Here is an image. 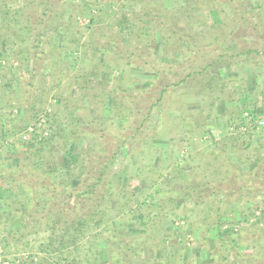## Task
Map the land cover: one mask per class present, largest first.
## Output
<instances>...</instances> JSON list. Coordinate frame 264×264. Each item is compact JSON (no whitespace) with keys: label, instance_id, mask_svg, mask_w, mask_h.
<instances>
[{"label":"trees","instance_id":"16d2710c","mask_svg":"<svg viewBox=\"0 0 264 264\" xmlns=\"http://www.w3.org/2000/svg\"><path fill=\"white\" fill-rule=\"evenodd\" d=\"M19 1L23 3L21 13L8 7L16 0H0V39L5 40V50L10 57L19 59L23 56L25 65L31 63V68L20 78L23 83L18 96L5 88L1 92L5 102L12 105L17 100L26 110L35 98L43 104V97L54 92L56 108L51 113H45V120L42 118L41 122L47 124L51 131L50 137H43L42 147L35 146L36 128L27 143L18 141L20 161L4 174L7 189L5 196H0L2 233H6V238L12 241L21 242L41 229L47 234L44 248H40L42 252L56 251L65 256L62 258L65 264H75V259H69L71 246L75 247L81 234L102 228L95 235L102 237L103 244L108 242L105 246L111 257L116 254L119 258L110 264H124V258L129 253L120 257L118 252L124 248L115 245L123 242L117 234L119 217L124 215L128 223L132 220L136 222L140 213L137 211L139 208L133 209L136 197L127 191L130 181L140 180L149 188L153 187L165 171L161 169V164L169 159H163V151L154 148L153 141L166 140L174 145L175 138L169 136L176 131L177 137L185 142L183 138L187 135L195 136L196 129L206 128V106L211 107L215 100H220L226 109L233 103V94L225 96L223 91L232 77L230 68L236 66L232 74L240 80L245 74H240L238 68L264 69V0L257 4L255 10L248 8L249 0H172L169 9L162 0H85L82 5L72 0ZM104 4L117 6V24L123 16L121 31L109 38H98L87 32L89 39L81 41L86 29L82 30L80 19L73 10L81 7L86 12L83 16L88 18V24H93L94 19L102 14ZM75 28L76 37L70 40ZM93 38L96 40L93 41ZM70 43L72 49L68 45ZM97 44L105 50L113 49L114 55L127 54L126 58H138L148 67L154 74V80L143 95L134 98L126 94L127 91L117 82L107 91L104 100L95 102L98 94H90L94 88L89 74L93 71L87 72L85 61L87 63L94 57L89 48ZM41 47L43 50L40 52ZM61 50L83 54L75 70L61 64ZM88 54L91 56L89 59ZM4 57L3 51L0 60ZM4 71L0 69V76ZM236 87V91H246L243 85L237 84ZM72 89L76 90L78 97L71 100ZM259 94L264 96V91ZM87 96L88 113L80 117L82 112L77 107ZM193 98L197 101L202 98L199 102L202 105L194 113H189L187 100ZM107 106L109 110L103 113ZM170 106L178 107L177 116L168 113ZM157 108L159 115L154 125L152 112ZM60 112H66V117L72 118L71 127L60 123ZM234 119L236 117L228 119L226 126H232ZM237 120H241L240 114ZM64 133V138H69L74 144L89 139L93 145L80 154L79 162L74 163L80 172L77 181L69 176L54 179L45 167L36 165V162H44L43 153L47 150L52 151L47 165L52 163L53 169L58 167L50 141L53 136ZM241 139L243 147L252 151L242 162H253V169L248 173L234 166L223 154L229 144L237 153L239 147L236 144ZM244 139V135L234 131L216 141L209 155L200 159L207 173L194 172V175L203 176L205 181L193 182L184 191L198 192L205 196L204 199L215 194L222 196L220 202H215V208L208 211L211 217L221 218L223 208L233 206L235 201L260 202L264 199V127L255 145L245 144ZM154 156L157 159L153 164ZM118 158L120 164L135 163L136 172L131 175L129 165L121 164L119 171L112 173L113 180L108 182L107 176ZM169 165L172 166V163ZM70 173L71 169H68L66 174ZM120 180H124L125 187L114 192L110 184ZM216 184L219 187L214 189ZM109 208L116 212L114 217H108L106 210ZM259 211V215L253 216L252 225L237 224L239 231L259 229L264 234V207H260ZM242 216L247 222L245 215ZM139 217L142 219V214ZM154 219H151L152 222ZM150 221L146 223L149 230L158 231L156 223L151 224ZM148 228L141 227L137 236L131 237L132 240L124 246L126 250L132 253L133 248L146 240V236L140 235L149 232ZM261 243L264 244V241ZM241 245L246 247L232 251L221 264H264V253L247 252L250 247L243 241ZM135 252L137 256L140 254L137 250ZM209 256H212L211 253ZM48 260L43 257L39 262L52 264Z\"/></svg>","mask_w":264,"mask_h":264},{"label":"rangeland","instance_id":"374dc122","mask_svg":"<svg viewBox=\"0 0 264 264\" xmlns=\"http://www.w3.org/2000/svg\"><path fill=\"white\" fill-rule=\"evenodd\" d=\"M77 4H83L85 0H72ZM122 2L124 0H121ZM167 9L172 7V0H162ZM261 0H249V9L255 10L257 4ZM8 7L16 12H20L23 8V3L16 0L15 3L8 4ZM119 11L117 6H110L104 4L102 14L94 19L93 24H88L89 20L87 17L83 16L86 12L81 7L75 8L73 10L74 15H78L80 19V24L82 30L86 31L81 36V41L88 40L87 32H91L93 36H104L112 37L113 35L121 31L123 16L115 20V13ZM19 13V14H20ZM124 13V10L121 12ZM120 16V15H119ZM76 28L71 32V39H75ZM80 30H78L79 32ZM99 38V37H98ZM93 41L96 38L92 39ZM57 43L58 40H57ZM56 45V44H55ZM54 43L53 46L55 47ZM70 49L73 45L68 44ZM155 45V42H153ZM5 40L0 39V53L4 51L5 57L0 60V69L6 70L3 72V76H0V196L3 197L6 194L7 179L5 178L6 173L12 170L18 165L20 161V151L18 141L27 143L30 137L33 136L36 128V147H42L43 137H50L51 131L48 130V125L43 124L42 118L45 120V113L52 112L56 107L55 93L44 96L43 100L45 103L38 98L32 101L31 106L26 110V108L19 105V101L16 100L15 103L8 104L5 102V97L2 94V89H7L8 92L13 93L18 96L20 89L22 87L23 80L20 79L26 75L27 70L31 68V63L25 65L22 57L15 59L14 56L10 57V54L6 53ZM40 48V52L42 51ZM90 52L94 55L91 60H87L86 70L88 73L90 71L97 72L94 74H89L91 80L93 91L90 94H98L97 99L94 98L95 102L104 100L105 96L108 94L107 91L114 86L115 83L120 82L126 94H130L132 97H140L143 95V91L152 83L154 80V74L148 69L147 66L139 61L138 58H126L127 54L123 56L114 55L113 49L109 48L107 50L100 48V45H94L89 48ZM157 52V51H156ZM61 53V64L63 66H68L75 70L77 63L81 59L79 52L74 50L60 51ZM89 55V56H88ZM87 55V59L91 58L90 54ZM125 55V56H124ZM43 57V56H42ZM42 62L39 61V64ZM84 64V65H85ZM97 64V65H96ZM98 66V67H97ZM95 67H97L95 69ZM236 66L230 68L236 70ZM240 74L244 73L243 80L239 77L229 73L232 77L229 78L226 87H223L225 96L229 93L233 94V102L229 104L225 109V105L220 102V100H215L213 106L205 109L204 116L207 115L205 119L206 128L196 129L195 136L187 135L182 142L177 137V132L174 131L169 137L175 138L174 145H170L166 140L160 141L155 140L154 148L161 149L163 152V159L169 158L168 161L164 160L161 164V169H164L163 176L157 179L156 184L149 188L146 183L144 184L140 180L130 181V186L127 191L134 195L137 199L136 204H134L133 209H138L140 213L136 216L135 221H129L127 216H120L119 228L117 230L118 239L123 241L122 243H116V247L119 245L123 246V250L118 252L120 257H125L124 264H136L140 262L141 264H221L223 259L232 253V251L238 250L240 247L244 248L245 245L240 243L245 242L250 248L247 252H257L264 253V234H261V230L251 229L246 232L239 231L240 225H252L254 218L253 216L259 215L260 207H264L263 201H251L247 202L245 200H238L233 203V206L224 207L221 218L211 217L209 215V210L215 208V202H220L222 196L215 194L212 198L208 197L204 199L205 196L199 195L198 192L186 193V187L193 183L202 180L203 176L200 174L194 175V172L207 173V169H204L200 159H205L208 156L210 150L213 149L214 143L219 139L228 137V135L237 131V133L245 136V144L250 143L255 145L258 140L260 130L264 127V96H262L260 91H264V69L246 68L242 70L237 69ZM70 71V70H69ZM245 71V72H244ZM9 79V80H7ZM240 84L244 86V90L236 91V85ZM2 85V86H1ZM235 91V92H233ZM76 90L72 89L70 92V98L76 99ZM84 100L81 106H78L82 114L88 113V100ZM202 98L197 101L195 98L188 99L186 108L189 113H194L195 110L200 109L201 105L199 102ZM151 102V101H150ZM207 102V101H206ZM209 104V102H207ZM108 105V104H107ZM73 106V102H71ZM141 106H144L143 104ZM55 107V108H54ZM61 107V106H60ZM103 109V113L108 111ZM167 107V106H166ZM58 109V108H57ZM122 109V108H120ZM177 106H170L168 113L177 116ZM240 114L241 120H237V116ZM152 123L157 120L159 115V109L152 112ZM67 113L60 112L58 114V120L63 125H68L71 127L72 118L66 117ZM234 119V124L227 127V120ZM52 120V119H50ZM237 120V121H236ZM259 121H263L262 125H258ZM232 122V123H233ZM236 122V123H235ZM68 127V126H67ZM69 129V128H68ZM64 134L53 136L51 140V145L53 146L55 152L54 162H59L58 167L52 168L51 165H47V159L51 156V152L46 151L44 154L43 163L36 162V165H41L46 168L54 179H63L67 176L73 178L75 181L78 180L80 172L76 169L74 163L79 162L80 154L93 145L89 139L80 140L77 143H73L72 140L66 137ZM167 135V134H166ZM242 139L237 143L239 151L234 153L229 144L226 151L223 153L225 157L227 156L234 166L240 168L241 171L248 173L253 169L252 163H242L245 156L252 152L249 149H245L242 144ZM49 150V149H48ZM236 150V149H235ZM171 152L170 155H168ZM157 157L152 158V163H156ZM227 159V158H226ZM242 160L241 162L239 161ZM119 158L116 160L114 166H112L111 173L107 176V181L113 180L112 173H117L121 168ZM134 161V159H133ZM172 163V166L169 165ZM122 165H129L128 171L131 175L135 174L136 165L133 163H125ZM197 165V166H196ZM126 167V166H125ZM68 169H71L70 175H67ZM122 177L124 175H121ZM83 179V176H81ZM250 178V177H249ZM205 181V180H202ZM114 192L115 189H122L125 187L124 180H120L117 183L113 182L110 184ZM148 187V188H147ZM214 189L219 187V184L213 186ZM67 191V190H66ZM69 191V190H68ZM133 198V197H132ZM133 199H131L132 201ZM73 200L71 199L70 202ZM110 206L114 208V204L111 203ZM136 211V210H135ZM135 211L132 215L135 214ZM108 217H114L116 212L107 209ZM142 214V219H139V215ZM213 215V214H212ZM245 215L247 222H244L243 216ZM14 216H17V214ZM153 222L151 219H153ZM145 219V220H144ZM151 220V221H150ZM106 221V220H105ZM150 221L151 224L157 225L158 231L152 229L149 230V224L146 223ZM220 221V222H219ZM105 223V222H104ZM110 223V222H109ZM148 228L149 232L141 234L140 237H147L139 246L133 248L132 253H130L124 246L127 242L132 240L131 237L137 236L136 233L141 227ZM159 226V227H158ZM42 227V226H41ZM251 227V226H249ZM43 228V227H42ZM100 229L91 230L89 233L81 234L77 244L74 248L69 249V259H75V264H110L111 262H117L119 259L116 254L110 256L105 245L101 242L102 237L97 236V232ZM3 226H0V261L1 263L7 262L8 264H40L42 258L47 257L52 258L48 260L52 264H65L66 262L62 259L65 256H60V253L56 251H48L47 253L42 252L40 248H44L46 243L47 234L43 230H38L37 234L30 235L24 238L21 242L12 241V239L6 238V233ZM139 237V236H138ZM205 240V241H204ZM257 241V242H254ZM262 244V245H261ZM239 246V247H238ZM68 250V249H67ZM140 252L137 256L135 251ZM119 251V250H118ZM134 252V253H133ZM211 253L212 256H209ZM65 255V254H64ZM137 259V260H136ZM213 259V260H212ZM112 260V261H111ZM45 262H43L44 264ZM225 263V262H224ZM117 264V263H116Z\"/></svg>","mask_w":264,"mask_h":264},{"label":"built area","instance_id":"2783aa9c","mask_svg":"<svg viewBox=\"0 0 264 264\" xmlns=\"http://www.w3.org/2000/svg\"><path fill=\"white\" fill-rule=\"evenodd\" d=\"M262 124H263V121H259L258 125H262ZM0 264H8V263L7 262L1 263V261H0Z\"/></svg>","mask_w":264,"mask_h":264}]
</instances>
